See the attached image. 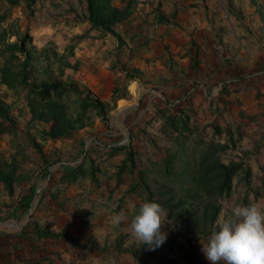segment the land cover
<instances>
[{
	"label": "rangeland",
	"instance_id": "374dc122",
	"mask_svg": "<svg viewBox=\"0 0 264 264\" xmlns=\"http://www.w3.org/2000/svg\"><path fill=\"white\" fill-rule=\"evenodd\" d=\"M102 5H107L106 0ZM84 9L90 13L87 0L86 8L82 9L85 15ZM223 9L232 16L236 14L232 3ZM113 27L117 29L116 24ZM27 33L18 23L11 26L0 23V62L5 59L2 49L10 42L9 38L19 41ZM113 35L128 44L127 40L118 37L117 32ZM29 36L32 37L31 34ZM74 39L66 41V38H62V42L49 39L41 48L33 42L29 44L33 58L25 71L29 81L36 85L60 82L63 86H80L76 78L78 65L67 66L68 62L76 63L73 61ZM126 48L129 49L128 46ZM234 56H227L226 62L218 65L220 68L217 72L221 71V67H226L225 64L232 65ZM21 60L13 61L16 67L20 66ZM214 82L206 81L207 96L204 93L198 95L200 106L208 103L205 107L208 112L206 121H199L195 117L196 105L190 107L194 111L193 120L190 118L192 113L186 112L188 108L184 103L195 89L185 92V96L174 97L168 104L169 111L158 108L150 113L137 109L124 119L113 116L114 112L110 110L114 104L110 103V110L104 114L75 90H69L63 96L53 91L47 99H40L31 94L26 86L9 89L0 82V173L7 176L6 180L0 178V238L6 236L13 239L10 244L15 249H24L23 243L18 242L24 240L31 242L34 249L40 247L42 238L46 245L64 239L74 246L76 241H82L87 236L89 239L93 227L98 229V226L104 225L101 217L104 210L108 217L124 211L127 221L115 228L127 229L139 205L154 201L168 214L164 229L177 232L185 243L191 240L194 243H201V240L207 243L206 238L218 230V222L232 217L233 207L249 203L246 196L236 199L233 194L218 191L221 178L217 177L219 170L216 166L241 164L245 167L244 164L255 152L246 149L249 140L243 139L241 124L235 120L232 122L230 143L236 150H230L224 135L229 133L225 115L231 105L228 98L231 90L228 82L223 81L221 86L225 93L220 96L219 83ZM125 93L126 86H123L120 94ZM208 96L211 97L210 102ZM215 99L217 103L220 102L218 99L222 100L224 107L214 120L213 110L218 109L214 104ZM166 114L173 121L165 123ZM215 124H221L220 128ZM198 125L203 126L202 130H198ZM149 126L154 127L155 131H147ZM213 127L216 135L211 134L210 138ZM51 131L60 136H49ZM134 141L136 144L132 143ZM223 144H227L228 148L222 149ZM127 145H131L130 151L123 150ZM209 147L217 150L205 159ZM129 153L137 163L144 160L148 164L153 158L158 161L155 169L159 176L155 179L151 173V176L145 175L148 184V192L142 190L145 196L137 195L141 187L137 188L134 179L140 171L133 163H127L130 161ZM159 160L166 163L165 168ZM141 166L145 167L138 165V169ZM243 167L238 173H245ZM149 168L153 169L152 163ZM9 181L12 187L8 185ZM31 191V205L23 210L19 200L23 194H30ZM75 193L78 194L77 198L72 196ZM106 193L110 197L104 198ZM130 203L136 205L134 212L128 207ZM55 222L59 228L57 231L51 228ZM86 226L91 227L87 232L89 235L83 230ZM46 233L61 235L52 237L46 236ZM78 244L80 248H85ZM138 245L136 250L151 251L152 256L164 262L161 260L164 257L161 253L163 245L154 251L142 243L138 242ZM168 252L175 253L172 244L168 245ZM63 253L59 249L53 252L55 255Z\"/></svg>",
	"mask_w": 264,
	"mask_h": 264
},
{
	"label": "crops",
	"instance_id": "0c3cea01",
	"mask_svg": "<svg viewBox=\"0 0 264 264\" xmlns=\"http://www.w3.org/2000/svg\"><path fill=\"white\" fill-rule=\"evenodd\" d=\"M130 1L131 14L116 24L118 37L127 40V45L102 27H91L89 13L84 9V15L82 10L86 8V0H0V23L6 26L18 23L23 31L32 35L33 44L40 48L49 39L62 42V38L68 41L75 37L73 61L78 65L76 78L80 82L79 87L86 88L103 102L114 104L110 110L114 117L125 119L137 109L150 113L158 108L169 111L168 104L174 97L185 96V92L195 89L184 103L188 108L186 112L192 113L189 116L191 120L195 113L199 121H206L208 112L205 107L208 103L200 106L198 95L204 93L207 96L205 83L215 80L222 96L225 90L221 84L228 82L231 105L228 104L230 108L225 115L229 133L224 138L228 140L230 150H236L230 143L235 120L241 124L243 139L249 140L246 149L255 150L244 164L242 170L245 173L233 176L230 194L236 199L246 196L249 203L241 206L264 203V0H115L114 5L122 7ZM230 3L236 10L235 16L223 9ZM9 41H13L12 38ZM230 55H235L232 65L225 64L226 67H221L218 73V65L225 63ZM129 73L134 74L133 79L127 78ZM123 86H126L127 94L114 100L115 88ZM210 98L208 96L209 102ZM218 101H214L218 108L213 110L214 120L224 107L222 100ZM192 104L196 105V112L190 110ZM164 118L165 123L173 121L168 114ZM220 125L215 124L219 128ZM197 127L198 130L203 128L201 125ZM214 127L210 138L216 133ZM146 130L154 132L155 128L149 126ZM132 143L136 144L135 141ZM137 144L140 145L139 142ZM130 149L131 145L123 148ZM149 162L153 169H148L150 163L146 164L144 160L139 163L136 158L127 161L140 171L134 179L137 188L141 187L140 194L137 193L139 197L146 194L142 190L148 192L145 175H153L155 179L159 176L155 169L158 161L153 158ZM159 162L165 168L166 163ZM138 165L145 167L138 169ZM27 195L30 194L22 197ZM72 196L77 198L78 194ZM103 197L108 198L110 194ZM101 217L104 225L98 229L93 227L91 237L76 241L74 246L64 239L46 245L42 238L40 247L34 249L31 242L24 240L18 241L23 243L24 249H15L10 244L13 239L0 238V264H192L185 258L190 251L197 254L199 264H211L201 250L200 241L185 243L177 232L164 228L162 230L168 238L161 248L164 254L161 259L164 262H161L152 256L151 251L136 250L138 242L127 237L126 228L116 229L106 210ZM53 225L51 228L57 231V223ZM90 228L86 226L83 230L88 234ZM206 239L208 242L209 238ZM78 242L85 248H80ZM134 244L137 246H131ZM171 244L175 253L168 252ZM57 249L64 253L53 254Z\"/></svg>",
	"mask_w": 264,
	"mask_h": 264
},
{
	"label": "clouds",
	"instance_id": "9594fccd",
	"mask_svg": "<svg viewBox=\"0 0 264 264\" xmlns=\"http://www.w3.org/2000/svg\"><path fill=\"white\" fill-rule=\"evenodd\" d=\"M129 209L136 205L130 203ZM232 217L218 222L207 243L201 240L202 252L211 264H264V203L232 208ZM168 214L157 202H142L127 225V231L137 242L147 245L149 250L162 246L168 238L162 229ZM127 221L124 211L111 217L119 226Z\"/></svg>",
	"mask_w": 264,
	"mask_h": 264
},
{
	"label": "trees",
	"instance_id": "16d2710c",
	"mask_svg": "<svg viewBox=\"0 0 264 264\" xmlns=\"http://www.w3.org/2000/svg\"><path fill=\"white\" fill-rule=\"evenodd\" d=\"M113 0H106L107 5L103 6V0H87L89 13V21L91 27H102L107 32L116 34V30L113 25L118 22L125 21L131 14V1L128 2L125 6L117 7L112 3ZM33 39L27 33L19 39V41H10L3 49L2 53L5 55V59L2 64H0V76L1 83L6 85L9 89L16 88L18 86H26L29 88V92L33 95H36L37 98L47 99L51 96V92L57 93L58 96H63L69 90H75L76 92L83 95V98L91 101L92 105L106 114L110 110V103L103 102L97 96L92 95L90 91L80 88L76 85L63 86L60 82L46 83L41 82L39 84H33L26 77L25 71L31 64L32 61V52L28 49V45L32 44ZM9 54V55H8ZM20 54V55H19ZM20 61V66L16 67L13 61ZM67 66H77L76 63L72 64L71 62L67 63ZM127 78L133 79L134 74H127ZM125 94H120V88H115L113 98L114 100L120 96H125ZM49 136L53 138H58L60 135L57 132L48 133ZM228 141V140H227ZM222 149L228 148L227 144L221 145ZM116 149V147L114 148ZM217 149H212L209 147L207 153L204 156L205 159L208 154H214ZM129 159L134 160V157L129 153ZM243 166L241 164H232V165H217L216 168L219 170L217 177L221 178L220 184H218V191L220 193L230 194L233 186V176L238 173V171ZM0 178L6 180L7 176L3 172L0 173ZM75 178V176H73ZM8 185L12 187L11 181L8 182ZM33 199V191L30 195L24 196L19 200V204L23 208H27L31 205ZM61 234L57 233H46V236H60ZM63 235V234H62ZM141 251V250H140ZM142 252V251H141ZM145 252V251H143ZM185 258L189 263L199 264V257L194 251L187 252Z\"/></svg>",
	"mask_w": 264,
	"mask_h": 264
}]
</instances>
